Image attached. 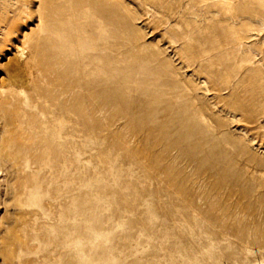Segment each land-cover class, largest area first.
<instances>
[{"label":"rangeland","instance_id":"rangeland-1","mask_svg":"<svg viewBox=\"0 0 264 264\" xmlns=\"http://www.w3.org/2000/svg\"><path fill=\"white\" fill-rule=\"evenodd\" d=\"M0 146V264H264V0H0Z\"/></svg>","mask_w":264,"mask_h":264},{"label":"bare ground","instance_id":"bare-ground-1","mask_svg":"<svg viewBox=\"0 0 264 264\" xmlns=\"http://www.w3.org/2000/svg\"><path fill=\"white\" fill-rule=\"evenodd\" d=\"M22 52V51H21ZM28 131H29V129H28ZM30 140V139H29ZM1 143H2V146H3V149H7V148H9V143H10V139H4L3 141H1ZM1 147V146H0ZM2 148V147H1ZM11 148V147H10ZM5 151V150H4ZM4 154V153H3ZM2 155V154H1ZM3 156V155H2ZM5 156V155H4ZM2 159H4V158H2ZM6 159V158H5ZM4 161V160H3ZM11 163V162H10ZM24 166H25V168L26 169H28L30 166H31V161L29 160V158L28 159H26L24 162ZM9 164V163H8ZM9 167H10V165H9ZM14 168H15V166H14ZM7 175V174H6Z\"/></svg>","mask_w":264,"mask_h":264}]
</instances>
